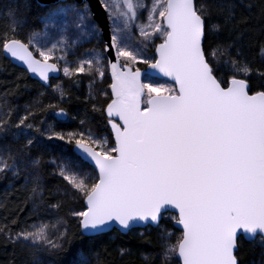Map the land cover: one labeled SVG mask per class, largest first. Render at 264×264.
Here are the masks:
<instances>
[{"label":"snow or ice","instance_id":"1","mask_svg":"<svg viewBox=\"0 0 264 264\" xmlns=\"http://www.w3.org/2000/svg\"><path fill=\"white\" fill-rule=\"evenodd\" d=\"M99 2L106 13L103 25L82 0L50 9L41 20L43 31H30L26 41L17 38L23 27L18 20H10L0 35V53L25 65L60 100L66 90L50 85V74L89 77V97L96 99L92 84L103 83L110 72V94L101 91L108 102L92 110L105 117L114 141L90 128L67 136L46 130L48 140L74 144L80 154L79 162L56 165L66 194L86 205L69 215L86 236L156 228L164 264H240L241 239L264 246V90L253 91L249 82L254 74L264 80V71L254 69L243 54L239 25L245 21L237 18V5L232 0L215 5L218 19L213 20V5L202 0ZM94 41L99 49L69 61V53ZM108 53H114L115 62ZM141 64L151 71L142 72L136 67ZM157 73L175 86L154 82ZM26 112L15 124L19 132L12 133L19 151L5 147L0 152V176H23L27 199L39 211L45 197L34 169L41 161L29 154L42 146L32 131L45 133L29 121L35 113ZM54 114L68 115L63 108ZM85 123L86 117L80 120ZM11 127L7 119L0 122V132ZM89 164L94 177L85 171ZM62 203L49 207L59 210ZM167 220L180 232L178 238L164 226ZM61 223L41 222L15 233L4 224L0 234L25 248L32 264H44L38 254L59 255L61 241L69 238ZM74 264L88 261L80 254Z\"/></svg>","mask_w":264,"mask_h":264},{"label":"trees","instance_id":"2","mask_svg":"<svg viewBox=\"0 0 264 264\" xmlns=\"http://www.w3.org/2000/svg\"><path fill=\"white\" fill-rule=\"evenodd\" d=\"M202 2L213 5L212 19L217 20L215 5L223 3L224 0H202ZM232 2L237 5V18L245 21L239 25V32L243 33L241 38L243 54L254 69L264 71V55L260 53V49L264 47V0H232ZM248 5L252 7L249 8ZM52 7H42L35 0H0V35L9 28L10 20H18L23 23V27L17 29V38L26 41L30 31H43L42 17ZM225 38V36L220 37V39ZM99 47L94 43L86 44L69 53L68 59L74 61L83 55V50ZM152 52L154 54V48ZM75 79H78L79 83H74ZM73 80L64 77L62 73L59 79L49 81L53 87L59 83L66 90L65 99L60 100L52 87L33 79L27 71L15 66L0 53V122L7 119L12 125L9 131L0 132V152L5 147L13 154L19 151L20 144L14 140L12 133L19 132L15 124L27 114L26 109L35 113L34 116L29 117V121L45 133L40 135L32 131V135L42 141V146H34L29 154L32 159L41 161L40 167L34 169V172L41 178L44 202L40 205L39 211H34L33 203L27 199L30 192L25 187L23 176L20 178L10 174L6 177L0 176V203L4 204V207H0V225L7 224L15 233L28 225L41 222L54 224L57 220L62 221L61 227L68 228L69 238L66 242L61 241L64 247L59 255L54 252L38 254L44 264H74L80 254H83L88 264H164L156 228L139 229L131 234L114 230L107 234L88 237L82 235L75 218L69 215L70 210H85L86 207L82 198L78 196L72 198L66 194L68 186L56 175V165L69 160L79 162L80 156L76 153L74 144L57 139L48 140L46 130L50 129L54 133L67 136L69 132H84L90 128L97 135H109L110 143L113 141L108 128L105 127V117L101 112L92 110L94 104L106 105L108 102L109 98L101 95V91L110 94L109 72H106L103 83H93L91 86L92 95L96 99L89 97L91 82L89 77L81 76ZM249 82L253 91L264 90L260 88L264 80L258 75L251 76ZM41 92L44 95L41 96ZM50 103L56 105V108L49 109L47 106ZM59 108H63L68 113L66 119L62 120L54 114ZM85 117L86 123L81 125L80 120ZM85 171L95 176V169L90 165L85 167ZM57 201H63L59 210L49 207ZM13 219L16 220L15 224L11 223ZM164 226L174 232L175 238L179 237L180 232L172 228L171 220L165 221ZM139 232H144V235L140 236ZM52 238L55 239V231L52 233ZM238 255L240 264H264V246L259 242L250 243L241 239ZM0 264H32V258L25 248L7 241L0 234Z\"/></svg>","mask_w":264,"mask_h":264},{"label":"water","instance_id":"3","mask_svg":"<svg viewBox=\"0 0 264 264\" xmlns=\"http://www.w3.org/2000/svg\"><path fill=\"white\" fill-rule=\"evenodd\" d=\"M40 6L42 7H50V6H54V5H58L60 3H66L68 1H72V0H35ZM75 1L77 4H80L82 3V0H73ZM87 2L89 3L90 7H91V10L92 12L95 14V17L97 19V22L100 23L101 25L105 24L106 22V13L103 11V8L99 2V0H87ZM109 59H112L113 62H115V57H114V53H108L107 54ZM6 56V55H5ZM7 59H9L15 66L27 71L26 69V66L21 64L20 62L18 61H15L14 59H12L11 57H8L6 56ZM142 72H145V71H151L150 69H141ZM28 72V71H27ZM29 75L35 79V80H40L38 76H36L35 74H32L30 72H28ZM109 75H110V72H109ZM62 76V72L60 73H56V74H50V80H53V79H59L60 77ZM111 79V78H110ZM155 79L157 80H162V81H166L168 83H171L174 85V82L171 81L169 78L167 77H164L162 74H159L157 73L156 76H155ZM41 81V80H40ZM43 82V81H41ZM175 86V85H174ZM58 117V116H57ZM62 120L66 119V117H58ZM113 137V136H112ZM113 141H114V137H113ZM75 149V147H74ZM76 153L80 156L79 152L75 149ZM91 167L94 168V165H91L89 164ZM86 207V205H85ZM172 214H175V212L173 211ZM141 229H144V228H141ZM112 231H108V232H105L104 234H107V233H110ZM120 232V231H119ZM122 233V232H121ZM124 234V233H123ZM103 235V234H101ZM86 236V235H85ZM99 236V235H98ZM88 237H95V236H88ZM247 241V240H246Z\"/></svg>","mask_w":264,"mask_h":264},{"label":"rangeland","instance_id":"4","mask_svg":"<svg viewBox=\"0 0 264 264\" xmlns=\"http://www.w3.org/2000/svg\"><path fill=\"white\" fill-rule=\"evenodd\" d=\"M61 4H62V3H61ZM63 4H77V3H76L75 1L72 0L71 2L68 1V2L63 3ZM58 5H59V4H58ZM58 5H55V6H58ZM55 6H53V7H55ZM53 7H52V8H53ZM69 35H71V34L69 33ZM159 42H160L159 40L156 41V43H159ZM93 43L96 44V45H98V46H100V45H99L97 42H95V41H94ZM79 48H81V47H78V49H79ZM97 49H99V48H97ZM152 49H153V48H152ZM152 49H149V50H148V55H149V56L153 55ZM85 52H86V51L83 50V54H84ZM58 54H59V53H58ZM76 54H77V53H76ZM68 57H69V56H68ZM136 67H139L140 69H142V68L145 67V65H142V64H141V65H136ZM154 82H156V83H161V84H165V85H169V86H174L173 84L168 83V82H166V81H162V80L154 79Z\"/></svg>","mask_w":264,"mask_h":264},{"label":"bare ground","instance_id":"5","mask_svg":"<svg viewBox=\"0 0 264 264\" xmlns=\"http://www.w3.org/2000/svg\"><path fill=\"white\" fill-rule=\"evenodd\" d=\"M61 4V3H60ZM55 6V5H54Z\"/></svg>","mask_w":264,"mask_h":264}]
</instances>
